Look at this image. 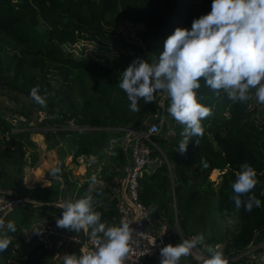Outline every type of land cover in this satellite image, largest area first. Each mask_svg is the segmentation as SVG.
<instances>
[{"label":"trees","instance_id":"1","mask_svg":"<svg viewBox=\"0 0 264 264\" xmlns=\"http://www.w3.org/2000/svg\"><path fill=\"white\" fill-rule=\"evenodd\" d=\"M210 10L211 0H0V80L30 98L34 110L25 107L22 115L43 113L36 125L48 140L63 145L73 160L109 148L98 184L90 178L77 181L61 163L48 186L35 183L28 188L22 183L23 169L33 168L38 160L34 151L26 157V146L37 149L30 140L32 128L25 123L13 126L0 118V188L13 191L21 202L42 205L57 199L75 201L91 191L95 210L109 226L117 216L113 188L126 166L119 145L122 136L149 116H163L169 134L153 136L155 146L149 145L151 158L162 163L140 176L139 200L153 208L158 219L177 225L184 239L203 233L208 246L223 244L227 256L243 252L251 243L263 242L264 103L253 98L255 89L249 90L246 101L233 102L223 89L213 90L201 82L196 90L198 99L211 108V114L202 119L203 134L190 137L187 149L181 152L177 148L184 139V126L167 111V93L162 105L155 95L149 103L140 98L139 110L132 111L126 92L117 83L135 57L155 61L176 27L190 28L194 18ZM124 23L134 27L133 36L115 32ZM90 38L104 43L102 50L117 47L116 54L78 56L67 50ZM34 86L44 96V105L31 97ZM13 128L19 131L13 132ZM111 135L119 142L111 143ZM244 163L256 169L258 182L250 192L262 202L251 211H246L243 204L237 208L231 199L232 184ZM214 170L220 173L218 182L210 179ZM246 198L242 196V200ZM14 209L21 211V219L12 221L14 232L0 228V238L10 241L0 252V264H52L35 241H26L24 230L30 228L33 212L61 214L56 209L28 205ZM47 220L57 227L56 218L49 216ZM224 222L234 224V233L223 232ZM57 229L70 237L84 235L82 229ZM90 233L86 226V237H91ZM63 249L60 264L66 254Z\"/></svg>","mask_w":264,"mask_h":264},{"label":"clouds","instance_id":"2","mask_svg":"<svg viewBox=\"0 0 264 264\" xmlns=\"http://www.w3.org/2000/svg\"><path fill=\"white\" fill-rule=\"evenodd\" d=\"M201 82L213 90L223 89L233 102L246 101L249 90L254 88L257 101L264 103V0H211L210 12L194 18L190 28L176 27L166 38L158 59L149 62L135 57L117 83L126 92L132 111L139 110L140 98L149 103L157 92L167 93V111L184 126V139L177 148L183 152L190 137L203 134L202 119L211 114V108L198 99L196 90ZM30 95L38 104H45L38 86L30 90ZM240 168L232 184L231 199L237 208L243 204L246 211H251L262 203L250 192L258 182L257 172L247 163ZM57 172L59 168L52 169L53 175ZM245 195L247 198L242 200ZM94 205L95 197L90 191L58 206L62 212L56 220L57 227L79 232L87 226L90 235L98 237L95 247L79 255L65 254L63 264H125L134 229L123 221L106 225ZM4 223L0 218V228ZM7 228L15 231L11 221ZM204 239L203 233H198L176 245L162 247L161 264H180L181 257L188 256ZM9 243L7 238H0V252ZM207 251V256L198 258L202 264H229L219 245L208 246Z\"/></svg>","mask_w":264,"mask_h":264},{"label":"built area","instance_id":"3","mask_svg":"<svg viewBox=\"0 0 264 264\" xmlns=\"http://www.w3.org/2000/svg\"><path fill=\"white\" fill-rule=\"evenodd\" d=\"M39 117L43 118L44 114L41 113ZM152 117L160 121L164 127L163 116L159 118L157 115L149 116L135 130H125L119 143L126 157V166L123 176L115 181L116 186L113 188L118 200L117 216L109 226L118 225L123 221L130 223V227L134 229L125 264H161L160 249L169 243L176 245L170 240L173 233L166 221L158 219L154 209L146 207L138 198L140 176L162 163V160L151 158L149 145L155 146L152 138L160 134L157 133L158 127L149 121L153 120ZM160 118L162 119L159 120ZM145 127L146 129L143 130ZM20 202L13 191L0 188V218L3 219ZM85 233L86 231L84 235L70 237L60 233L47 219H42L39 223L30 226L26 241H35L47 253L51 262L60 264L58 261L60 250L71 242L80 244L76 251L77 255L95 247L98 237H86ZM205 256L202 253H192V264H202V260L198 258ZM227 257L229 264H264V241L251 243L243 252Z\"/></svg>","mask_w":264,"mask_h":264},{"label":"rangeland","instance_id":"4","mask_svg":"<svg viewBox=\"0 0 264 264\" xmlns=\"http://www.w3.org/2000/svg\"><path fill=\"white\" fill-rule=\"evenodd\" d=\"M105 28L108 31L111 30L108 26H105ZM115 32H121L123 36H126L128 34L133 36L135 29L131 25L124 23L121 26H119ZM102 47H106L104 43H101L96 38H90V39H84L80 43H77L72 47L71 46L67 47V50L73 52L75 55L78 56L82 53H84L83 55L88 54L92 57H96L97 54L101 56H107L110 55V53L113 55L116 54L115 48L117 47L115 46L111 47V50L109 51L102 50ZM165 94L166 92L164 91H160L156 93V95L160 98V102H159L160 105H162V98L165 96ZM254 97L255 94L253 95V98ZM25 107L30 110H34L31 107L30 98L26 95H23L20 92H17L15 90L6 87L0 80V118L7 120L13 126L18 127L19 123H25L27 124V126L31 127L32 130L30 134V140L35 143L37 148L34 150L33 147L26 146V157L29 155V153L34 151L38 155V160L33 168L24 167L23 169L24 176L22 183L28 188L33 187L35 183H41L42 186H48L51 183L49 178L53 176L51 173L52 169L54 167L58 168L59 165L62 163L66 170H71L73 178L76 179L77 181L82 182L85 178H90L94 180L93 184H98L100 182L99 171L102 165L107 163L109 156V148H101L99 151H97L96 154H93L92 156L89 157H85V162L81 164L78 161L81 155L78 156L76 160H73V158L71 157V153L65 150L63 145L61 144L55 145L53 140L51 139L48 140L44 136L43 130L36 125L39 121H41L42 118L39 117L40 116L39 112L35 114L34 111V113L29 116L22 115V111L23 109H25ZM152 119L153 120L150 119L149 121L151 124H155L158 127L157 133L169 134V128L167 126L163 127L160 121L156 120V118L152 117ZM161 119L162 118H160L159 120ZM18 131L19 129L13 128V132H18ZM117 142H119L118 137L115 135H111V143H117ZM52 143L55 145V147L49 149L48 145ZM33 170L35 172H33ZM219 175L220 173L217 170H214L210 175V179L214 180L215 182H218ZM31 202L37 206L45 207L52 205L53 207H57V208H60L58 206L63 203L60 199H57L48 205H42L41 203H37L34 201ZM214 215H216V213H214ZM49 216L54 217L56 219L59 217L54 213H47L42 215L39 212H33L30 218V225L37 224L42 219H46V218L48 219ZM12 217L13 218L15 217L17 221L20 220L21 211L19 209H14L11 214V218ZM169 227L171 229V232L173 233L172 238L170 239L172 243L177 244L180 242V240L184 239L176 226L169 225ZM235 229L236 228L232 222L222 223V230L223 232H226L227 235H231L232 233H234ZM209 233L210 230H207L206 235L208 236ZM192 237L193 236H190V239ZM219 246L221 249L223 248V244H219ZM207 248H208V243L206 242V239H204V241L200 243V245H198L188 256L181 257L180 263L192 264L193 263L192 253H202L207 256L208 255Z\"/></svg>","mask_w":264,"mask_h":264},{"label":"crops","instance_id":"5","mask_svg":"<svg viewBox=\"0 0 264 264\" xmlns=\"http://www.w3.org/2000/svg\"><path fill=\"white\" fill-rule=\"evenodd\" d=\"M81 157V156H80ZM81 164L82 163H84L85 162V157L84 158H80L79 160H78ZM36 170H38V169H36ZM33 172H35L34 170H33ZM14 210V209H13ZM13 210L11 211V212H9V213H7L6 215H5V217L3 218V220L5 221V223H4V227H7V223L9 222V221H17V219H15V217L12 219L11 218V214H12V212H13ZM56 212L59 214H61V212H62V210L60 209V208H57V210H56ZM7 219H9L7 222H6V220ZM13 223V222H12ZM83 232H85L86 231V227H84L83 229ZM25 231V233H28V231H29V229H25L24 230ZM60 233H62V231H59ZM63 234H64V232H63ZM66 234V233H65ZM68 236V235H67ZM77 248H78V244H76V243H69V244H67L66 246H65V248L63 249L64 250V252H66V254H72V253H76V251H77ZM63 258V257H62Z\"/></svg>","mask_w":264,"mask_h":264},{"label":"water","instance_id":"6","mask_svg":"<svg viewBox=\"0 0 264 264\" xmlns=\"http://www.w3.org/2000/svg\"><path fill=\"white\" fill-rule=\"evenodd\" d=\"M22 205H28V206H30V207H32V208L56 209V210H57V207H53L52 205L47 206V207H42V206H37V205L33 204L31 201H28V202H26V201H22V202H20L17 206H22ZM176 227H177V225H176ZM177 229H178V227H177ZM178 230H179V229H178ZM80 238H81V240H82V236H81ZM79 246H80V244H78L77 251H78V249H79Z\"/></svg>","mask_w":264,"mask_h":264},{"label":"bare ground","instance_id":"7","mask_svg":"<svg viewBox=\"0 0 264 264\" xmlns=\"http://www.w3.org/2000/svg\"><path fill=\"white\" fill-rule=\"evenodd\" d=\"M54 157V156H53ZM43 162V161H42ZM52 163V162H51Z\"/></svg>","mask_w":264,"mask_h":264}]
</instances>
